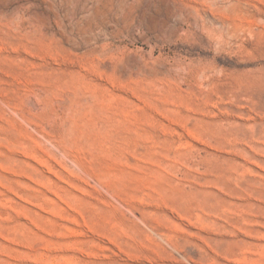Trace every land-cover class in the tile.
<instances>
[{
	"label": "rangeland",
	"instance_id": "1",
	"mask_svg": "<svg viewBox=\"0 0 264 264\" xmlns=\"http://www.w3.org/2000/svg\"><path fill=\"white\" fill-rule=\"evenodd\" d=\"M0 264H264V0H0Z\"/></svg>",
	"mask_w": 264,
	"mask_h": 264
}]
</instances>
